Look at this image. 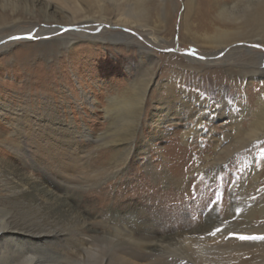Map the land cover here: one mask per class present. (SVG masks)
Segmentation results:
<instances>
[{"label":"rangeland","instance_id":"obj_1","mask_svg":"<svg viewBox=\"0 0 264 264\" xmlns=\"http://www.w3.org/2000/svg\"><path fill=\"white\" fill-rule=\"evenodd\" d=\"M191 2L0 0V38L8 35L0 40V104L7 108L0 112V171L12 173L32 189L39 188L37 181L43 178L59 193L65 192L85 238L91 245L96 242L92 252L97 258L111 254L130 236L148 250L171 233L200 237L212 221L227 222L224 213L233 203L238 209L231 220L236 222L264 206V138L230 155L218 171L209 174L208 167L216 153L215 138L231 134L226 118L231 108L238 111L244 102L256 108L255 96L264 93L263 75L234 76V83L239 79L242 86L231 91L228 74L246 68L258 51L264 53L263 35L262 43L250 40V28L244 25L249 5L259 0L239 2L230 19L217 21L231 31L247 32L237 35L229 56L219 53L210 63L204 57L215 52L200 40L182 38L185 23L203 7L202 0ZM248 68L264 71V62ZM144 69L146 99L136 107L135 120L115 130L109 110L118 100L135 98L132 84ZM214 70L228 75L227 82L214 83ZM171 81L197 86L201 97L216 104L227 98V112L203 118L200 133L184 142L183 132L197 121L187 108L170 113L163 107L158 87ZM250 119L246 116L245 129L251 127ZM20 140L36 143L39 150L37 146L33 156L39 164L49 162V176H67L73 186L64 190L60 179L54 183L23 164L9 145ZM123 140L131 142L129 155ZM95 174L100 175L98 182ZM67 191L73 194L69 197ZM223 198L225 203L218 204ZM262 212L254 218L256 225L264 224Z\"/></svg>","mask_w":264,"mask_h":264},{"label":"bare ground","instance_id":"obj_2","mask_svg":"<svg viewBox=\"0 0 264 264\" xmlns=\"http://www.w3.org/2000/svg\"><path fill=\"white\" fill-rule=\"evenodd\" d=\"M186 1L192 4L191 1L193 0ZM202 1L203 7H199L190 23H185L183 27L185 32L183 31L182 38L183 40L188 38L191 41L193 39L196 43L202 42L211 52H215V55L209 54L207 57H204V60L210 63L211 60L209 59L213 57L217 58L219 53L226 52L225 58L229 56L233 52H229V49L234 39L237 38V35L247 32L243 30L231 31L228 28L217 25V21H227L231 18L232 12L239 2L249 4L251 0H237V2L234 0V4H231V0ZM249 7L248 14H244V25L250 28V31L248 30L250 33L248 38L262 43V35L264 37V0H259L256 6L250 4ZM192 8L190 5L189 10H192ZM140 11H143V5ZM212 13H214L215 18ZM125 23H129V21L125 20ZM259 36L261 37L258 38ZM7 37L8 35H5L0 40L2 41ZM198 40L200 41L197 42ZM4 46L6 44H3ZM195 60L202 62L199 59ZM262 61L264 62V53L258 51L257 56L249 64L250 66L239 68V71L232 70L229 72L228 74L232 80L229 84L231 91H239L241 85L239 79L234 83L235 78L232 79L234 76L238 78L243 72L249 75L250 72L254 74L259 73V75L264 76L262 69H250V71L248 68L263 64ZM146 73L147 70H142L140 78L132 84L135 98L132 100L128 98L118 100L115 103L117 105L116 108L109 110L110 116L114 120L113 128L115 130L120 131L135 120V109L145 101L148 94V87H146L144 82V75ZM212 74H216L214 83H217V85L226 83L225 78L229 77L228 75H223L218 70H214ZM150 83L151 86L154 84L153 78H150ZM260 85L263 86L262 83ZM158 89V92L161 94L159 100L167 112L179 113L184 108H187L189 114L195 116L196 125L189 127V129L183 132L184 142L200 133L203 118L216 116L221 112L225 113L229 107L227 98L223 102L216 104L210 101L208 96L201 97L202 94L197 86L190 88L187 85L181 86L171 81L165 85H159ZM226 94V92H223L224 96ZM251 95L252 98L257 93L254 92ZM255 98L254 104H256V108L244 102L241 103L243 106L240 110L237 111L233 107L230 110L232 113L228 112L230 115L226 116V118L230 119L231 134L215 138L216 153L211 157V160L208 159V164L211 165L206 164V166H210L209 169L212 171L209 174H212L216 170L218 171L223 166V163H225V160L233 153L250 147L254 139L264 138V93L259 94V96L257 95V97L255 96ZM236 104L241 106L239 102ZM0 112H7V108L3 104H0ZM246 116H251L250 121L252 125L248 129H245L244 126ZM9 145L14 154L22 160L23 164L35 168L38 172L40 170L45 176H49L48 171L51 170L47 171V168L50 167L49 162L43 160V163L39 164V161L33 156L35 155V148L38 146L36 143L20 140ZM121 145L127 155L132 152L133 148L129 140H123ZM80 158L77 160H80ZM55 163L51 166L53 167ZM201 168L205 167L202 166ZM254 171L256 172V170ZM98 175L93 176L95 181L100 179V175ZM49 177H51L50 179L54 183H60V179L62 185H65L64 190L72 187V184H74L73 181L71 182V180L66 178L67 176L65 177L66 179L64 177H53L52 175ZM257 177L258 174L255 175V178ZM79 179H82L83 182H87L88 180L85 176H81ZM37 182L38 185H36L39 188L32 189L24 181L17 180L12 173H2L0 171V264H139L136 262V259L141 261L147 260L143 264H264V239L239 238L241 236L264 237V224L256 225L254 219L257 212L263 211L262 213H264V206L260 210H256L258 207L251 209L244 222H236L235 220H231L232 216L235 215L236 209H238L233 203L230 206V210L224 213L227 222L219 224L217 221H212L203 227L200 237L197 235L184 236L171 233L167 237L152 243L150 250H148L145 247H140V243L133 236H130L116 244V250H112L111 254L109 252L108 255L97 258L96 254L92 252L94 250L92 246L96 242L91 245V240L85 238L86 236L83 231L85 229L83 228V224H81L82 221L72 212L71 205L66 199L68 196L66 198L63 196L65 192L59 193V190L57 191L43 178L41 183ZM67 193L70 197L73 191H67ZM225 200L226 198H223L221 201L219 200L218 204L222 205L223 201L225 203ZM213 215L214 212H211L212 217ZM119 221L117 220V222ZM222 225H224L223 228ZM121 232L124 233L125 231ZM202 236H206V238L203 239ZM108 240L114 241L110 237H108ZM150 240L152 241V238ZM100 247L102 246L100 245Z\"/></svg>","mask_w":264,"mask_h":264},{"label":"snow or ice","instance_id":"obj_3","mask_svg":"<svg viewBox=\"0 0 264 264\" xmlns=\"http://www.w3.org/2000/svg\"><path fill=\"white\" fill-rule=\"evenodd\" d=\"M239 238L240 239H264V237H244V236H241Z\"/></svg>","mask_w":264,"mask_h":264}]
</instances>
